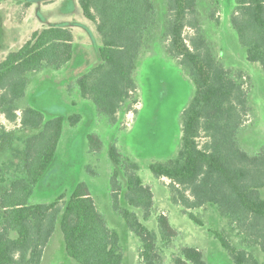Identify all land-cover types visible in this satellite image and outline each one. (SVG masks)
I'll list each match as a JSON object with an SVG mask.
<instances>
[{
  "label": "trees",
  "instance_id": "obj_1",
  "mask_svg": "<svg viewBox=\"0 0 264 264\" xmlns=\"http://www.w3.org/2000/svg\"><path fill=\"white\" fill-rule=\"evenodd\" d=\"M37 0H27L26 6ZM231 25L246 52V60L264 72V0H235ZM83 16L101 38L99 63L77 84L81 97L93 102L99 115L111 124L125 108L138 103L135 73L142 54L161 33L165 50L192 80L195 93L181 116L182 144L176 158L150 165L158 179L170 181L171 199L185 214L203 226L191 210L207 205L229 218L249 242L264 253V147L246 152L239 135L251 112L244 72H233L218 59L203 28L200 0H164L162 26L155 0H78ZM217 11L210 15L216 18ZM217 19V18H216ZM217 22H219L217 20ZM186 30L192 31L186 36ZM75 36L70 28L51 26L31 34L18 50L0 62V118L14 124L7 131L0 124V151H12L18 131L33 134L23 141L22 173L0 177V264H41L57 226L67 255L79 264H123L120 236L108 227L89 187L78 183L70 194L54 202L32 204L37 187L54 163L66 122L77 125L79 115L46 113L37 107L20 110L27 95L29 75L46 69L59 71L74 58ZM20 113V115H19ZM91 151L103 144L90 134ZM115 165L111 177L113 209L140 240L142 264H162L158 239L141 222L154 214V193L144 185L140 165L110 148ZM124 178V184L121 179ZM124 201V206L122 202ZM126 204V205H125ZM162 241L169 244L177 231L164 215L157 217ZM234 264H257L245 250L237 249L226 235L213 231ZM173 264H206L196 248H185Z\"/></svg>",
  "mask_w": 264,
  "mask_h": 264
},
{
  "label": "rangeland",
  "instance_id": "obj_2",
  "mask_svg": "<svg viewBox=\"0 0 264 264\" xmlns=\"http://www.w3.org/2000/svg\"><path fill=\"white\" fill-rule=\"evenodd\" d=\"M26 3L27 0H0V62L21 48L33 32L51 26L72 30L75 53L73 61L59 71L46 69L30 74L27 95L19 101L18 107L20 110L41 108L46 116L62 114L81 118L75 126L65 123L54 163L48 176L37 187L31 203L54 202L60 195L70 196L78 183L87 184L108 227L119 233L123 264H142L140 240L113 209L111 177L115 165L110 158V148L116 145L123 156L140 165L139 174L144 185L153 190V216L144 221L141 212H135L146 228L157 235L162 264H173L185 248L198 249L206 264H234L213 231L224 233L233 246L247 251L257 264H264L261 249L249 242L229 218L222 217L215 206L189 211L204 224L197 225L185 214V208L173 203L170 181L158 180L150 170L151 164L166 163L178 155L182 144L181 116L195 93L192 80L167 54L161 33L142 54L135 73L138 103L132 105L131 112L124 108L117 122L111 124L98 114L92 101L81 97L77 84L83 74L99 63L98 51L102 46L95 25L83 16L78 0H37L29 7ZM155 6L162 26L166 12L164 0H155ZM199 8L203 28L220 62L233 72L242 71L246 76L243 82L249 91L251 112L239 141L246 152L256 153L264 147V72L260 64L246 60L245 49L232 28L235 0H200ZM213 11H217V19L210 17ZM191 35L192 31L186 30V36ZM0 124L7 131L16 129L4 117L0 118ZM32 134L27 130L18 131L15 135L19 141L13 145L12 151H0V177L7 172L9 176L14 171L18 175L22 173L23 141ZM90 134L99 136L102 141L103 147L98 153L91 151ZM121 182L124 184V178ZM2 190L4 187H0V192ZM160 215L168 217L177 231V237L169 244L162 241L157 221ZM41 264H79L67 255L59 226Z\"/></svg>",
  "mask_w": 264,
  "mask_h": 264
},
{
  "label": "crops",
  "instance_id": "obj_3",
  "mask_svg": "<svg viewBox=\"0 0 264 264\" xmlns=\"http://www.w3.org/2000/svg\"><path fill=\"white\" fill-rule=\"evenodd\" d=\"M46 252V251H45Z\"/></svg>",
  "mask_w": 264,
  "mask_h": 264
}]
</instances>
